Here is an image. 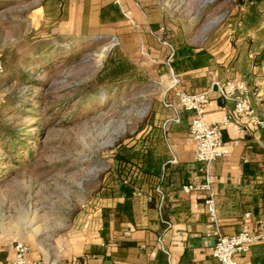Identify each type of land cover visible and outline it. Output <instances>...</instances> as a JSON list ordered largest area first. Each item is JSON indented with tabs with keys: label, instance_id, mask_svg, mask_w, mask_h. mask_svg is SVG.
I'll return each mask as SVG.
<instances>
[{
	"label": "crops",
	"instance_id": "1",
	"mask_svg": "<svg viewBox=\"0 0 264 264\" xmlns=\"http://www.w3.org/2000/svg\"><path fill=\"white\" fill-rule=\"evenodd\" d=\"M61 1L68 7L73 34L82 33L84 16L91 13L100 27L131 23L145 29L160 44L154 60L166 72L158 103L120 152L127 160L126 175L105 182L93 197L79 199L78 210L66 211L58 227L34 224L27 230L18 225L15 236L28 247L26 259L30 264H219L213 257L219 237L248 226L264 231V127L234 119L223 130L229 154L209 165L212 182L206 187L207 170L195 159L190 140L193 113L181 106L177 92L193 94L215 82L245 81L252 92L249 101L264 120L262 8L255 7L252 19L243 17L216 31L207 46L190 47L206 52L205 63L196 67L178 53L184 46H175L159 21L138 18L156 8L144 7L148 0ZM232 110L233 103L214 88L203 114L207 121H219ZM211 195L216 225L205 203ZM6 234L0 228V264L15 257V242ZM239 258L264 264V241Z\"/></svg>",
	"mask_w": 264,
	"mask_h": 264
},
{
	"label": "rangeland",
	"instance_id": "2",
	"mask_svg": "<svg viewBox=\"0 0 264 264\" xmlns=\"http://www.w3.org/2000/svg\"><path fill=\"white\" fill-rule=\"evenodd\" d=\"M144 7L156 8L140 20L159 21L175 46L195 48L252 19L255 7L264 14V0H148ZM99 22L86 14L82 33L73 34L61 0H0V228L10 241H21V225L60 226L79 199L124 177L117 145L159 101L166 70L154 60L162 51L156 38L131 23ZM108 60L129 61L143 80L101 84Z\"/></svg>",
	"mask_w": 264,
	"mask_h": 264
},
{
	"label": "built area",
	"instance_id": "3",
	"mask_svg": "<svg viewBox=\"0 0 264 264\" xmlns=\"http://www.w3.org/2000/svg\"><path fill=\"white\" fill-rule=\"evenodd\" d=\"M216 89L219 97L225 102L233 103V110L229 111L219 121H207L203 111L209 102L210 93ZM251 89L245 81L226 80L215 82L209 90L193 94L177 92L181 106L193 113L190 126V140L194 144L195 159L207 170V185L212 182L208 172L209 165L229 154V149L223 140V130L234 119H243L253 126L263 128L264 120L260 119L249 101ZM264 100V95L261 96ZM192 187H185L189 191ZM206 207L211 224L218 222L215 200L211 195L206 199ZM249 215V214H247ZM264 241V231L244 227L234 236H221L217 240L213 257L219 264H253L249 260H242L239 256L246 255L252 245ZM15 257L8 264H30L26 259L27 245L22 241L14 243Z\"/></svg>",
	"mask_w": 264,
	"mask_h": 264
},
{
	"label": "trees",
	"instance_id": "4",
	"mask_svg": "<svg viewBox=\"0 0 264 264\" xmlns=\"http://www.w3.org/2000/svg\"><path fill=\"white\" fill-rule=\"evenodd\" d=\"M261 1V0H257ZM180 55L188 56L189 62L193 66H201L205 63V56L206 52L204 50L195 52L194 49L190 47H182L179 52ZM135 67L132 63H130L127 60H121V61H112L108 60L105 64L102 72L98 76L97 80L108 87H113L114 85L120 84V83H126V82H134V81H142L143 78L141 77H135ZM125 144L123 142L119 143L117 145V160H119L120 163H122L124 166L127 162L124 156L120 154L119 149L124 148Z\"/></svg>",
	"mask_w": 264,
	"mask_h": 264
}]
</instances>
